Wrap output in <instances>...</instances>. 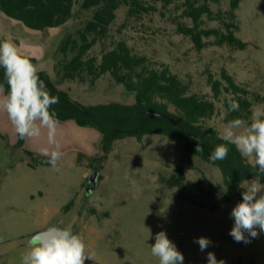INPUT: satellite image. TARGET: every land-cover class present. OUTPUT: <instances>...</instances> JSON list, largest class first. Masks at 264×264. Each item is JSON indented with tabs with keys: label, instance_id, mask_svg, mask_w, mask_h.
I'll list each match as a JSON object with an SVG mask.
<instances>
[{
	"label": "rangeland",
	"instance_id": "374dc122",
	"mask_svg": "<svg viewBox=\"0 0 264 264\" xmlns=\"http://www.w3.org/2000/svg\"><path fill=\"white\" fill-rule=\"evenodd\" d=\"M83 1L75 0L73 16L66 24L43 31H29L0 15V42L16 44L38 71L47 72L60 89L83 105L133 104L135 93L110 73L97 80L65 78L64 65L75 53L63 54L62 42L71 36L80 43L79 31L93 17V9H84ZM139 1L151 10L130 15L129 6L123 4L108 37L94 45L87 57L100 59L123 40L153 66L166 65L190 93L215 102L216 114L205 123L220 137L232 120L225 106V99L232 95L224 91L214 98L211 75L220 80L226 70L248 90L253 112L264 111V0H239L236 34L248 44L244 50L218 45L214 36L205 37L206 46L199 50L190 37L180 34L178 24L193 25L183 16L186 0ZM231 1L208 3L214 13L224 14ZM202 28L225 31L221 21L207 16ZM56 139L63 152L59 171L37 164L38 159H47L41 154L50 147L47 130L20 146L7 114L0 112V264H22L27 241L54 224L83 238L92 256L85 264H159L151 245L160 231L183 254L184 264H208V252L224 264H264V233L249 237L247 244L229 235L234 224L231 211L242 198L225 186L218 167L188 154L182 139L128 137L117 141L108 159L100 163L94 160L101 155L97 129L80 127L72 120L58 121ZM92 170L98 171L97 186L89 192ZM180 171L184 191L168 184ZM199 237L211 241L204 251L195 242Z\"/></svg>",
	"mask_w": 264,
	"mask_h": 264
},
{
	"label": "trees",
	"instance_id": "16d2710c",
	"mask_svg": "<svg viewBox=\"0 0 264 264\" xmlns=\"http://www.w3.org/2000/svg\"><path fill=\"white\" fill-rule=\"evenodd\" d=\"M219 1V0H215ZM129 6L128 13L136 15L147 13L150 7L139 0H84V9H93V17L86 27L79 31V40L71 36L61 45V52L71 51L75 56L64 65V75L69 80H84L86 76L97 80L110 73L115 80L128 91L135 93L133 104L120 102L83 105L71 98L69 93L60 89L45 71H38L40 79L53 96L59 97V103L52 106L56 118L60 122L74 121L80 127L97 129L101 133V155L96 162H104L113 151L117 141L134 137L141 141L148 135H162L180 138L184 141V149L188 154L198 156L207 163L218 167L223 175L224 184L242 198L239 187L244 180L251 179L255 165L243 158L234 145H228L226 159L211 161L210 154L221 143L218 131L205 123L217 111L214 101L190 93L189 88L180 78L173 74L166 65L155 67L145 56L135 54L127 42L118 41L115 46L104 51L100 59L87 57L90 49L100 40L108 37L110 25L116 19L117 10L123 5ZM239 0H232L230 9L224 14L214 13L208 0H186L183 16L190 18L193 25L178 24L180 34L191 38L195 46L201 50L206 46L204 38L216 37V44L229 45L244 50L247 43L236 34L239 29L236 22V10ZM75 0H0V13L21 22L34 31L57 28L66 24L73 16ZM203 16L223 23L225 31L220 29H203ZM226 16V17H225ZM222 79L209 77L214 98H219L224 91L232 97L225 99V106L234 99L240 105L239 111H229L230 119L248 120L252 113V102L249 92L236 83L226 71L221 73ZM226 83V84H224ZM0 87L7 93L8 86L4 77V69L0 67ZM229 110V109H228ZM197 143L203 149L196 152ZM18 144L23 146L25 138L19 137ZM47 159L37 160L38 165H48ZM95 169L97 167L94 166ZM180 171L168 184L184 191Z\"/></svg>",
	"mask_w": 264,
	"mask_h": 264
},
{
	"label": "clouds",
	"instance_id": "9594fccd",
	"mask_svg": "<svg viewBox=\"0 0 264 264\" xmlns=\"http://www.w3.org/2000/svg\"><path fill=\"white\" fill-rule=\"evenodd\" d=\"M0 67L4 69L8 86L7 93L0 95V111L7 114L21 139H37L47 130L50 147L43 148L41 154L47 157L45 163L59 171L58 161L63 152L56 139L58 120L51 110L60 102L59 97L50 94L37 67L9 40L0 42ZM228 109L239 111L238 101L230 100ZM220 138L226 143L216 145L209 156L211 161L226 159L229 144L234 145L243 158L254 160L252 178L239 185L243 190L242 200L231 211L234 224L229 233L235 242L247 244L249 237L254 239L264 233V111H254L250 123L240 118L229 121ZM202 151L197 143L196 152ZM195 242L201 251L211 244L207 237H199ZM27 245L28 251L21 257L22 264H85L87 259H92L83 238L70 228L53 227L38 232ZM151 254L158 258L159 264H184L183 254L164 231L156 233ZM207 261L208 264H224L213 252H208Z\"/></svg>",
	"mask_w": 264,
	"mask_h": 264
},
{
	"label": "water",
	"instance_id": "95a60500",
	"mask_svg": "<svg viewBox=\"0 0 264 264\" xmlns=\"http://www.w3.org/2000/svg\"><path fill=\"white\" fill-rule=\"evenodd\" d=\"M97 174H98L97 170H92L91 171V174H90V177H89V182H90V186L88 188L89 192L93 191L96 188V186H97ZM53 227L61 228L60 226L54 224V225L50 226L49 228H47L45 230H48V229L53 228ZM61 229H63V228H61ZM45 230H42L40 232H43Z\"/></svg>",
	"mask_w": 264,
	"mask_h": 264
},
{
	"label": "crops",
	"instance_id": "0c3cea01",
	"mask_svg": "<svg viewBox=\"0 0 264 264\" xmlns=\"http://www.w3.org/2000/svg\"><path fill=\"white\" fill-rule=\"evenodd\" d=\"M0 15H3L4 17H6L7 19H9V20L12 21L13 23H19V24L21 25V27H25L23 24H21V22L9 18V17L6 16L4 13H0ZM25 29L28 30L27 27H25ZM29 31H34V30H29ZM21 53H22V52H21ZM39 71H40V70H39ZM5 94H6L5 90H4L3 88L0 87V95H5ZM0 112H2V111H0ZM27 141H28V138H25V143H26V144H28Z\"/></svg>",
	"mask_w": 264,
	"mask_h": 264
}]
</instances>
